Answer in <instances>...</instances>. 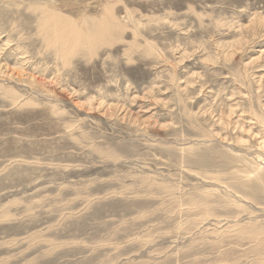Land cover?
Wrapping results in <instances>:
<instances>
[{
    "label": "rangeland",
    "instance_id": "1",
    "mask_svg": "<svg viewBox=\"0 0 264 264\" xmlns=\"http://www.w3.org/2000/svg\"><path fill=\"white\" fill-rule=\"evenodd\" d=\"M260 121L264 0H0V264H264Z\"/></svg>",
    "mask_w": 264,
    "mask_h": 264
},
{
    "label": "bare ground",
    "instance_id": "2",
    "mask_svg": "<svg viewBox=\"0 0 264 264\" xmlns=\"http://www.w3.org/2000/svg\"><path fill=\"white\" fill-rule=\"evenodd\" d=\"M109 29V28H108ZM70 32V31H69ZM63 34H64V32H63ZM62 34V35H63ZM65 36V35H64ZM63 36V37H64ZM73 37V36H72ZM65 38V37H64ZM75 38V37H74ZM72 39V38H71ZM77 39H78V37H77ZM99 39H100V37H99ZM55 40H56V38H55ZM96 40H97V38H96ZM64 41H65V39H64ZM95 41V40H94ZM81 42V41H80ZM55 43V42H54ZM56 44V43H55ZM260 123H261V125H262V127L264 128V121H260ZM256 136V135H255ZM252 139H253V136H252ZM259 139V138H258ZM259 142H260V139H259ZM246 143V142H245ZM229 146V145H228ZM261 148H262V146H261ZM264 149V148H263ZM231 150V149H230ZM236 157V156H235ZM239 160H242V158L241 157H236V159L234 160V161H239ZM245 163V162H244ZM261 169V168H260ZM252 170V172H254V174L255 173H257L256 172V170L255 169H251ZM258 170H259V168H258ZM262 170H264V169H261V171ZM260 171V170H259ZM260 176L259 175H257V178H259ZM242 178L243 179H245V180H248L249 181V178H251L250 176H249V173H243L242 174ZM259 179H261V178H259ZM251 180V179H250ZM211 188V187H210Z\"/></svg>",
    "mask_w": 264,
    "mask_h": 264
}]
</instances>
